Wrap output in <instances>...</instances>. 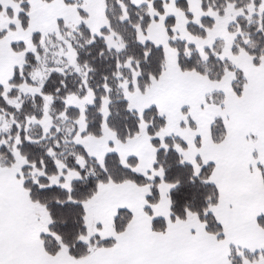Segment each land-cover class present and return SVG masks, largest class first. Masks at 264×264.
<instances>
[{"label": "trees", "instance_id": "16d2710c", "mask_svg": "<svg viewBox=\"0 0 264 264\" xmlns=\"http://www.w3.org/2000/svg\"><path fill=\"white\" fill-rule=\"evenodd\" d=\"M20 9L19 23L27 27L29 0H12ZM50 2L52 0H41ZM78 4L80 0H63ZM107 25L93 33L83 22L70 26L57 20L54 29L34 31L29 37L32 50L26 51L27 43L15 42L11 49L24 53L20 65L11 69L6 87L0 86V120L6 126L0 129V165L8 167L16 149L24 158L20 170L23 187L29 199L41 206L47 216V230L40 234L44 250L54 255L65 249L73 258L89 254L93 248L110 246L112 238L102 239L88 233L85 220V203L98 191L100 185L132 182L147 186L145 211L151 214L150 205L159 199L158 185H168L170 216L183 220L192 213L203 222L205 230L222 237V227L211 209L217 204L218 190L211 181L213 165L186 161L181 151L185 142L174 135L161 136L165 117L155 106L141 112L129 107L127 91H145L163 72L166 58L161 46L152 42H140L139 32L153 20L150 8L163 14V0H145L135 5L130 0H104ZM262 0H200L204 15L200 22L187 23V30L196 37H204L215 21L225 15L232 5L240 9L229 31L235 33L231 54L245 52L254 65L264 60V9ZM179 8L186 12V1L177 0ZM2 8L0 6V12ZM7 13V12H6ZM9 14V13H8ZM174 18L167 16L165 25L170 37ZM6 30L0 27V39ZM114 34L119 48L110 46L106 36ZM118 45V44H117ZM169 45L177 52V65L182 71H194L209 81H219L227 72H233L232 89L240 95L244 75L230 59L221 56L222 41L216 40L211 47L197 50L181 39H170ZM71 52V57L68 54ZM33 87L35 92L24 91ZM92 98L83 108L82 136L98 137L104 120L102 106L107 101L105 122L119 142H126L146 125V132L156 148L154 169L162 171V178L149 177L135 170L137 160L133 156L122 159L110 151L101 159L90 156L83 146L74 141L78 131L80 108L66 102L74 96ZM221 98L214 95L213 99ZM46 124V125H45ZM225 135L222 121L214 120L211 138L219 142ZM74 176L65 181L64 174ZM264 185V167L261 169ZM58 177L57 182L51 178ZM67 183V184H66ZM131 219L126 208L117 210L113 217L116 233L123 231ZM257 224L264 230V213L257 217ZM152 229L163 232V218H152ZM264 258V249L249 252L231 248L230 264H242L243 259Z\"/></svg>", "mask_w": 264, "mask_h": 264}, {"label": "crops", "instance_id": "0c3cea01", "mask_svg": "<svg viewBox=\"0 0 264 264\" xmlns=\"http://www.w3.org/2000/svg\"><path fill=\"white\" fill-rule=\"evenodd\" d=\"M176 1L166 0L161 15L150 8L153 20L138 34L140 42L149 41L163 48L166 58L163 72L143 92L127 91L124 86L125 96L129 107L138 112L149 106L158 109L166 122L162 133L178 136L185 142L186 148L181 153L186 161L196 164L199 160L213 165L211 181L218 190V201L211 211L222 227V237L209 234L203 222L192 213L183 220L172 219L168 187L164 182L159 184L158 202L150 206L151 214L145 211L148 187L124 182L106 186L107 195L88 203L89 214L95 216L93 221L99 224V230L94 231L103 239L113 238L112 245L93 248L81 258L71 257L65 249L50 255L40 240V234L47 230L46 214L29 199L18 169L0 168V264H230L231 248L237 253L264 249V230L256 220L264 213L261 174L264 167V60L254 65L245 52H230L234 37L225 30V25L241 14L240 9L227 7L225 15L215 21L204 37H196L188 32L187 23L198 24L201 17L212 14L201 10L200 0H185L186 12ZM144 2L137 0L134 4ZM40 5L31 8L27 27L23 28L18 20V5L12 0H0V27L6 30L0 39L1 87L7 86L11 69L22 60V52L15 53L11 49L13 43L28 44L32 32L52 30L57 20L66 24L70 19L80 20L71 9L74 4L52 0L41 1ZM167 16L174 18L172 33L197 50L211 47L216 40L222 41L221 56L230 58L244 75L240 95L232 89L233 72L212 82L194 71L179 69L177 52L169 45L174 37H170L166 28ZM214 95L221 98L213 99ZM102 113V136L81 135L84 125L81 114L75 142L91 153L98 150L105 151V155L115 151L121 157L133 156L137 160V172L150 171L147 168H152L156 150L145 125L133 138L119 142L105 124L107 101L103 103ZM216 119L222 121L225 131L219 142L211 138V125ZM93 143H96L95 148L91 147ZM157 175L162 178V171ZM120 208L128 209L131 219L123 231L116 233L112 228L113 215ZM153 217L165 220L163 232L153 231ZM242 264H264V258L243 259Z\"/></svg>", "mask_w": 264, "mask_h": 264}, {"label": "rangeland", "instance_id": "374dc122", "mask_svg": "<svg viewBox=\"0 0 264 264\" xmlns=\"http://www.w3.org/2000/svg\"><path fill=\"white\" fill-rule=\"evenodd\" d=\"M132 3H134V2H137V0H130ZM164 1V3L166 2V0H163ZM29 2H30V5H31V8L33 9V8H38V7H40L41 5H40V2H41V0H29ZM138 2H140V0H138ZM43 4H46V3H43ZM70 6H73V5H70ZM74 6L76 7H71V9H73V13H74V15H75V18L76 19H78L79 17H80V20L79 21H71V19H70V21L69 22H67L68 24H70V26H74V25H76V24H79V23H81V22H83L84 24H86L89 28H90V30L93 32V33H98V31H99V29L101 28V27H103V26H106L107 25V20H106V17H105V1L104 0H80V2L78 3V4H74ZM228 7H232V8H234L232 5H229ZM264 9V2L262 3L261 2V5H260V12L262 11ZM150 12H151V10H150ZM153 12H151V14H152ZM78 17V18H77ZM219 19H221V18H219ZM219 19H217V20H219ZM49 22H51V21H49ZM234 22V20H232V22H230V23H226V25H225V30H227L228 32H230L229 31V25L230 24H232ZM174 25V24H173ZM42 29H44V28H42ZM47 29V28H46ZM53 29H54V26H53ZM40 30V29H39ZM44 31V30H43ZM30 32H32V31H30ZM33 33V32H32ZM8 34H9V32H8ZM175 34V33H174ZM173 34V37H174V39H179V38H177L175 35ZM24 35V34H23ZM232 37H235V33H232L231 32V34H230ZM114 37V34L113 33H110L109 35H107L106 36V41H107V43L110 45V46H113V47H115V48H119L120 46H121V42L119 41V39L118 38H116L117 39V46H114L115 44H116V42H114V41H112V39H113V37ZM234 39V38H233ZM26 40V39H25ZM112 41V42H111ZM111 44H113V45H111ZM30 50H32V47H31V45L30 44H27V46H26V51H30ZM203 49H201V50H199V51H202ZM23 54L24 53H22L21 55H22V57H23ZM18 57H19V55H18ZM68 57L69 58H72L71 57V52L68 54ZM20 58V57H19ZM19 58H18V60H19ZM17 59V58H16ZM228 59H230V58H228ZM17 60V61H18ZM21 62H22V60L20 61H18V63H17V65H20L21 64ZM231 62L233 63V61L231 60ZM23 90L24 91H28V92H35V88H33V87H24L23 88ZM91 98H92V96H91V94L90 93H88L84 98H82V99H78V98H76V97H74V96H70V97H68L67 98V100H66V102L68 103V104H71V105H76V106H78L81 110H80V112H81V114H83V108H84V106H85V104L87 103V102H90V100H91ZM105 124H106V122H105ZM46 125V124H45ZM78 125H79V127H78V131H79V129H80V124L78 123ZM102 125H103V123H102ZM142 125H145L144 123L142 124ZM142 125H141V127H142ZM6 126V121L5 120H3V119H1L0 120V129H3L4 127ZM84 126V125H83ZM107 126V125H106ZM145 127H146V125H145ZM108 128V127H107ZM109 129V128H108ZM164 129V128H163ZM78 131H77V133H78ZM163 131V130H162ZM147 133V132H146ZM114 135V134H113ZM148 135V134H147ZM102 136V133H101V135L100 136H98V137H95V138H99V137H101ZM115 136V135H114ZM164 136V134L163 133H161V136L160 137H163ZM175 136V135H174ZM91 137H94V136H91ZM150 138V137H149ZM180 138V137H179ZM117 140V139H116ZM183 140V139H182ZM74 141H75V137H74ZM118 141V140H117ZM151 142V141H150ZM77 143V142H76ZM151 145H152V143H151ZM186 145V144H185ZM98 146L100 147V145L98 144ZM153 146V145H152ZM91 147L92 148H95L96 147V143H93L92 145H91ZM154 147V146H153ZM84 148V147H83ZM155 148V147H154ZM185 148H186V146H185ZM85 149V148H84ZM89 150V149H88ZM155 150H156V148H155ZM185 150V149H184ZM86 151V150H85ZM87 152V151H86ZM104 152L105 151H98V150H96V151H93L92 150V153H91V151H89V152H87L90 156H92V157H95V158H97V159H99L101 156H103L104 155ZM12 153H13V161H12V163H11V166H8V167H5V166H2V165H0V168H12V167H15V168H17L18 170V175H19V177L21 178V174H20V170L19 169H21V167H22V165H24L26 162H25V160H24V158L23 157H21L19 154H18V151L16 150V149H14L13 151H12ZM155 154H156V151H155ZM182 156H183V158H184V155L182 154ZM121 157V156H120ZM122 159H125V156H123V157H121ZM155 159V158H154ZM154 162V161H153ZM147 169H150V171H148V172H144V173H141V174H143V175H148L149 177H152V176H156V177H158L159 178V176L157 175V172L160 170V169H154L153 168V166H152V168H147ZM64 176V179H65V181H69L73 176H74V174H73V172H67V174H64L63 175ZM161 179V178H160ZM21 180H22V178H21ZM57 180H58V177H53V178H51V182H53V183H55V182H57ZM161 182H163V181H160V183ZM22 183H23V181H22ZM124 183V182H123ZM159 183V184H160ZM67 184V183H66ZM119 184V183H118ZM121 184V183H120ZM108 185H111V184H103V185H100V187H99V189H98V191L95 193V195L90 199V200H88L86 203H85V210H86V214H85V220H86V224H87V229H88V233H89V235L90 234H96L97 232H95L94 230H99V224H96L97 222L96 221H93V218H95V216H92V215H90L89 214V201H95L96 199H98L99 197H103L104 195H107L108 193L107 192H105V190H104V188L106 187V186H108ZM147 187V186H146ZM167 187H168V185H167ZM169 188V187H168ZM26 191V190H25ZM158 191H159V185H158ZM27 192V191H26ZM148 193H149V188H148ZM28 195V194H27ZM148 195V194H147ZM147 197V196H146ZM169 198V197H168ZM145 200H146V198H145ZM159 200V199H158ZM158 202V201H157ZM156 202V203H157ZM155 203V204H156ZM169 203H170V201H169ZM146 204H147V202H146ZM154 205V204H153ZM39 206V205H38ZM98 206H100V204H98ZM150 206H152V205H150ZM40 207V209L42 210V212L43 213H45V211L43 210V208L41 207V206H39ZM146 207V206H145ZM151 210V209H150ZM117 212V211H116ZM115 212V213H116ZM115 213H114V215H115ZM114 215H113V217H114ZM47 217V216H46ZM47 224H48V221H47ZM112 228H113V230H114V226L112 225ZM46 232V231H45ZM95 232V233H94ZM99 236V235H98ZM103 239V238H102ZM113 239V238H112Z\"/></svg>", "mask_w": 264, "mask_h": 264}]
</instances>
